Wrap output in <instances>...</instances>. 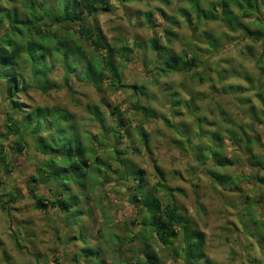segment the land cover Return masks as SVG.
<instances>
[{
  "label": "rangeland",
  "instance_id": "rangeland-1",
  "mask_svg": "<svg viewBox=\"0 0 264 264\" xmlns=\"http://www.w3.org/2000/svg\"><path fill=\"white\" fill-rule=\"evenodd\" d=\"M110 1L113 9L100 12L96 25L108 44L135 49L126 65L122 61L127 88L117 93L107 90L99 93L86 84L84 78L71 82L73 95L62 90L46 96L37 88H32L28 95H20L15 101L26 108L24 112H13L15 120L20 122L25 114L42 107L60 110V116L56 117L64 119L58 132L42 127L43 137L27 138L28 147L20 154L12 149L17 137L6 134L8 103L6 96H0L3 172L0 177L3 183L0 186V195H3L0 196V264H129L140 254L143 243L128 241L132 231L140 225L135 220L138 211L131 196L136 182H116L111 172L117 164L113 168L108 165V157L116 147L111 136L115 127L113 118L108 116L109 109L103 107L110 133L105 136L86 109L103 101L111 110L120 108L125 117V130L130 136L117 140L121 142V158L144 171L148 189H154L157 183L152 161L158 162L169 191L158 189L155 194L164 204L173 202L182 215L205 233L207 258L216 264H264V185L253 178L256 172L264 179V170L253 168L255 160L264 163V112H261L264 108L259 98L264 82L260 70L262 43L242 29L231 30L222 21H198L193 14V23L189 24L181 12L189 9L188 0ZM220 1L203 0L201 6L207 9L210 3ZM254 1L259 7V22L254 23V18L240 21L251 31H263L264 0ZM14 6L21 10L20 4L14 3ZM158 9L165 11V15ZM232 9L241 17L237 7ZM146 13L153 14V24L147 23ZM167 17L178 25H172ZM206 35L219 41L220 47L215 52L208 51ZM78 38L73 36V39ZM151 41H155L156 49L162 45L176 54L185 52L189 57L197 54V66L189 74H163L162 65L156 62L155 51L149 46ZM81 44L93 54L89 42L81 40ZM38 50L41 54L42 50ZM55 74L54 78L61 82L62 72L58 70ZM134 85L146 87L148 96H143L139 104L153 109L155 118H147L134 110L139 100ZM252 108L258 112L259 121L250 114ZM163 118L174 127H168ZM140 128L148 135L150 152L141 145ZM215 134L223 138V158L233 163L225 169L211 159L203 163L197 161V149L210 147ZM232 134L245 141L246 135L249 136L256 143L253 151L248 153L240 148L241 144L234 142ZM187 137L192 139L191 144L185 143ZM79 138L92 150L91 154L90 150H84L85 155L89 152L87 157L92 165L88 170L82 169L80 174L84 176L79 177L80 184L74 186L72 181L62 180L66 168L64 151L70 146L79 148ZM42 141L49 144L48 155L56 157L53 164L56 173L52 171L53 160L41 162L44 157L38 153L37 146L40 147ZM109 142H112L110 146ZM8 164L14 166L10 172H7ZM40 165L46 176L39 174ZM209 171L224 175L222 185L215 183ZM32 175L41 184H37L34 193L30 191L31 185L36 186L31 181ZM57 193L70 205L69 212L53 207L46 212L34 208L35 195L43 194L54 201ZM11 196L17 201L8 203L5 212L1 203ZM113 236L117 240L112 239ZM148 243L161 264H183L158 241L149 239ZM89 249L94 254H90Z\"/></svg>",
  "mask_w": 264,
  "mask_h": 264
},
{
  "label": "trees",
  "instance_id": "trees-1",
  "mask_svg": "<svg viewBox=\"0 0 264 264\" xmlns=\"http://www.w3.org/2000/svg\"><path fill=\"white\" fill-rule=\"evenodd\" d=\"M163 1L167 3V0ZM188 1L190 3L189 9H183L181 12L189 24L193 23V14H195L198 21L201 19L210 22L222 21L231 30L238 31L242 29L253 40L261 42L262 58L260 59V70L261 75L264 77V30L251 31L240 21L241 18H254V23L259 22L257 18L259 7L256 6L254 0H222L218 3H210L207 9L201 6L203 0ZM14 3L20 4L21 10L18 11ZM233 6L238 8L241 17L237 16L233 11ZM112 9L113 6L110 0H0V96L2 98L6 96L8 105L5 109V130L8 136L17 137L16 143L12 147L17 154L24 152L28 147L27 138L37 140L39 136L40 138L43 137L40 130L42 127L58 132L62 128L60 123L63 124L64 122V119L56 117V115L60 116V110L56 111L43 107L33 110L32 113L25 114L20 122L15 120L12 115L13 112H24L26 108L24 104L15 101L20 95H28L32 88H37L46 96L51 92H60L62 90H67L73 95L74 88L71 82L73 79L82 81L84 78L86 84L92 85L99 93L106 90L117 93L119 90L127 88L125 75L121 70L122 61L126 65L127 61L131 60L130 56L135 49H129L128 47L119 48L116 45L108 44L100 27L96 25L99 13L110 12ZM158 10L165 15V11ZM145 16L147 23H154L152 13H146ZM167 19L172 25H178L172 18L167 17ZM75 35L79 36L77 40L73 39ZM206 38L209 41L208 51L215 52L220 47L219 41L211 35H206ZM81 40L90 43L93 48V54L90 55L83 48ZM151 43L149 46L155 51L156 62L162 65L160 68L163 74H189L197 66V54L193 57H189L185 52L176 54L168 47L162 45H158L159 47L156 49L155 41H151ZM39 48L42 50L41 54L38 50ZM58 70L63 74L61 82L54 78ZM261 85L263 91L259 94V98L264 108V82ZM133 90L136 96L139 97L133 107L134 110L142 113L147 118H155L153 109H146L139 104L143 96H148L146 87L134 85ZM235 90H238V88ZM2 92L5 94L1 95ZM186 104L190 106L189 103ZM176 105L179 106L180 102H176ZM103 107L109 109L108 116L113 118L115 126L111 136L114 141L113 145L116 147L114 151H111L110 157H108V165H110V168H113L116 164L118 166L116 165V168L112 169L111 174L116 176V182L119 180L124 183L131 182V180L136 182L131 196L138 211L135 220L140 222V225L132 231L128 241L143 243V248L139 249L140 254L129 264H161L159 256L148 243L149 239L158 241L175 258L181 259L183 264H216L208 259L205 254V233L198 230L190 219L182 215L173 202L164 204L155 194V192L159 191L158 189L169 191L167 178L158 162L156 160L152 161L157 183L154 189H148L144 171L121 158L122 154L119 150L121 142L117 140H123L125 136L128 138L130 134L125 130L127 129V124L120 108L114 107L111 110L110 106L106 105L104 101L100 105H89L86 109L91 120L99 124L105 136L110 134L108 133L109 129L106 125ZM261 112H264L263 109ZM250 114L254 120H260L259 114L254 108H252ZM163 120L168 127H174L166 118H163ZM138 130L143 149L146 152H150L148 135L142 128ZM232 138L234 142H239L241 144L240 148L245 149L248 153L253 151V147L256 144L247 135L246 141L234 134H232ZM191 140L190 137H187L185 143L191 144ZM212 140L210 147L197 149V161L203 163V161L211 159L223 169L228 164L233 165V163L224 159L221 154L223 138L219 134H215ZM111 144L112 142L108 143L109 146ZM179 144L181 145V143ZM79 146L77 149L70 146L64 151L66 168L63 170L64 179L62 177V180H70L74 183V186H78L81 182L79 177L84 176L80 174L82 169L85 167L88 170L92 165L87 157L89 152L86 155L84 152L87 149L90 150L91 154L92 150L83 145L81 138H79ZM48 147L49 144L46 141H42L40 147L37 146L38 153L44 157L41 162L49 159L53 160L52 171L56 173L57 170L53 165L56 157L48 155ZM128 148L129 146L126 147L125 154ZM92 155H95V152ZM96 156L98 157L97 154ZM41 167L42 165L39 166L40 170L38 168L39 174L46 176ZM253 168L258 171L260 169L264 170V163L255 160ZM12 169H14V166L8 164L7 172ZM2 173V165H0V177ZM209 173L215 183L219 182L222 185L224 175L213 171H209ZM255 173L253 178L264 185V179L259 178ZM31 181L36 184L35 187L30 186V191L34 193L38 187L37 184L40 186L41 184L37 182L35 175H32ZM105 182L108 183L109 180L106 179ZM2 184L0 181V186ZM6 195L10 196L4 194V196ZM0 196L3 197V195ZM33 199L36 210L46 212L50 207H53L65 212L70 211V205L63 201L58 193L54 201H49L48 197L43 194L40 196L35 195ZM16 201V198L11 196L8 201L1 203L2 210L7 212L6 205ZM15 239L18 244V239ZM112 239L117 240V237L113 236ZM19 249H22V247L19 246ZM88 252L94 254L90 249ZM131 254L134 255V251H131Z\"/></svg>",
  "mask_w": 264,
  "mask_h": 264
},
{
  "label": "flooded vegetation",
  "instance_id": "flooded-vegetation-1",
  "mask_svg": "<svg viewBox=\"0 0 264 264\" xmlns=\"http://www.w3.org/2000/svg\"><path fill=\"white\" fill-rule=\"evenodd\" d=\"M34 183V182H33ZM32 186V185H31ZM35 187V185H33Z\"/></svg>",
  "mask_w": 264,
  "mask_h": 264
}]
</instances>
